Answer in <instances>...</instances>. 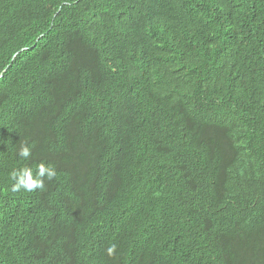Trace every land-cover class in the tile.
I'll use <instances>...</instances> for the list:
<instances>
[{
	"label": "trees",
	"instance_id": "obj_1",
	"mask_svg": "<svg viewBox=\"0 0 264 264\" xmlns=\"http://www.w3.org/2000/svg\"><path fill=\"white\" fill-rule=\"evenodd\" d=\"M0 264H264V0H0Z\"/></svg>",
	"mask_w": 264,
	"mask_h": 264
},
{
	"label": "clouds",
	"instance_id": "obj_2",
	"mask_svg": "<svg viewBox=\"0 0 264 264\" xmlns=\"http://www.w3.org/2000/svg\"><path fill=\"white\" fill-rule=\"evenodd\" d=\"M32 154V148L27 142L21 143L18 155L27 160ZM57 176V172L54 166L40 162L36 165L35 174L32 167L24 166L18 169H14L11 172V179L14 183L11 185L12 192L34 191L36 189L44 188V180H51ZM115 251V245H112L107 249L109 255H112Z\"/></svg>",
	"mask_w": 264,
	"mask_h": 264
}]
</instances>
